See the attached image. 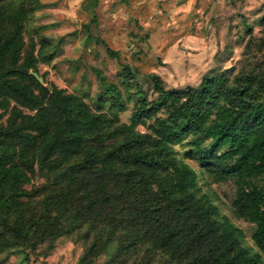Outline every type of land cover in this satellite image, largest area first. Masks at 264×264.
<instances>
[{"label":"trees","instance_id":"obj_1","mask_svg":"<svg viewBox=\"0 0 264 264\" xmlns=\"http://www.w3.org/2000/svg\"><path fill=\"white\" fill-rule=\"evenodd\" d=\"M37 1L0 0V264H33L63 236L83 245L78 264H264V59L175 90L124 64V88L92 106L39 74L56 47L25 37ZM98 1L81 3L91 21ZM201 177L232 181L258 251Z\"/></svg>","mask_w":264,"mask_h":264},{"label":"rangeland","instance_id":"obj_2","mask_svg":"<svg viewBox=\"0 0 264 264\" xmlns=\"http://www.w3.org/2000/svg\"><path fill=\"white\" fill-rule=\"evenodd\" d=\"M82 1L38 0L25 37L35 38L37 51L56 47L53 57L38 63L46 83L77 93L92 106L106 92L104 85L124 88V64L136 69L138 77L158 75L166 90H175L196 86L211 73L232 78L264 59V0H99L95 21L81 10ZM105 45L116 53H107ZM143 86L149 98L154 97L150 85ZM130 108L120 113L121 121L129 122ZM177 150L198 171L194 161L182 156L180 146ZM206 180L199 179L202 192L244 231V246L256 252L250 237L253 224L232 210V181ZM82 250L75 237L63 236L33 264H78ZM4 264L24 263L10 255Z\"/></svg>","mask_w":264,"mask_h":264},{"label":"water","instance_id":"obj_3","mask_svg":"<svg viewBox=\"0 0 264 264\" xmlns=\"http://www.w3.org/2000/svg\"><path fill=\"white\" fill-rule=\"evenodd\" d=\"M33 75L38 79L39 82H43L42 78L37 73L33 72Z\"/></svg>","mask_w":264,"mask_h":264}]
</instances>
